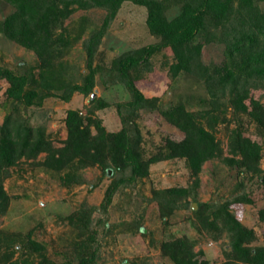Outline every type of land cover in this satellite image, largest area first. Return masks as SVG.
Wrapping results in <instances>:
<instances>
[{
  "label": "trees",
  "instance_id": "16d2710c",
  "mask_svg": "<svg viewBox=\"0 0 264 264\" xmlns=\"http://www.w3.org/2000/svg\"><path fill=\"white\" fill-rule=\"evenodd\" d=\"M1 1L10 5L13 12L0 20V34L32 51L39 60L37 77L32 72L15 75L0 67V80L9 84L6 95L14 109L20 105L31 107L36 100L41 102L56 96L53 92L57 91L61 94L56 97L63 102H69L74 93L92 94L96 72L92 62L96 48L123 2L130 1L146 8L148 31L158 42L126 52L113 60L112 70L131 94L130 101L117 105L122 124L118 132H107L101 121L94 117V111L107 104L93 95L90 98L92 108L86 115L75 110L67 111V135L61 147H54L44 128H31L19 113L5 117L0 127V217L6 213L9 203L3 181L10 176V168L20 161L30 162L48 172L63 173L61 180L66 187L81 184L78 172L86 168L98 166L104 174L107 169L122 174L129 170L128 177L120 176L105 191L102 207L106 208L118 186L147 176L148 167L154 163L184 159L197 182L202 165L220 154L218 142L204 123L209 129L213 128L228 110L237 119L245 115L264 130V105L251 96L252 90L264 89V0H186L174 14H168L166 0ZM94 7L103 9L106 15L101 28L85 42L88 73L83 84H68L64 81L60 64H55L69 44L63 22L76 9ZM85 22L83 18L82 23ZM198 38L201 40L197 41ZM213 42L223 45V60L219 64L206 65L201 59L202 49L204 44ZM166 50L173 58L168 64L170 78L176 79L186 73L201 82L208 96V107L193 112L187 111L183 104H177L159 111L164 121L176 128L182 137L179 140L164 138L157 153L144 160L140 149L142 138L135 119L138 111L155 109L158 99L145 98L135 81L143 72L152 69L151 59ZM262 147L244 137L240 128L233 129L228 141L231 157L225 162L235 166L240 174L258 178L264 185V172L260 169ZM40 154H44L41 161L37 160ZM189 194L185 188L162 192L161 216H167L177 207L178 199ZM232 203L250 204L251 199L240 197ZM229 207V203L207 204L199 206L193 213L208 234L227 235L229 249L225 256L230 263L224 264H264V245H250L255 240L253 230L245 227ZM83 214H76L75 219L70 217V223L78 230L73 252L79 264H89L94 262V252L90 251L94 239L90 216ZM260 215L264 219V210ZM16 246L23 254L13 260ZM2 249L5 251L0 254V264H55L46 255V246L32 239L31 232L22 235L0 231V251ZM161 254L172 264H208L202 259L203 252H194L193 243L184 237L162 243Z\"/></svg>",
  "mask_w": 264,
  "mask_h": 264
},
{
  "label": "rangeland",
  "instance_id": "374dc122",
  "mask_svg": "<svg viewBox=\"0 0 264 264\" xmlns=\"http://www.w3.org/2000/svg\"><path fill=\"white\" fill-rule=\"evenodd\" d=\"M166 1L168 14H174L186 0ZM12 12L13 8L0 0V20ZM105 15L103 9L96 7L76 9L63 22L69 44L55 64H60L66 83L83 84L88 73L85 42L101 28ZM83 18L86 19L84 24ZM146 18L145 7L130 1L121 4L96 48L92 62L96 70L95 83L88 96L74 93L69 102H63L56 97L61 94L57 91L53 92L56 96L41 102L36 100L31 107L20 105L14 109L6 95L9 84L0 80V127L8 114L19 113L31 128H44L54 147H61L67 135V111L86 115L92 108L90 98L94 95L95 99L107 104L94 111V117L101 121L107 132H118L122 124L117 105L130 101L131 94L111 66L120 55L158 42L148 31ZM222 48L223 45L216 42L204 44L203 63L219 64L223 60ZM172 61L170 51H162L151 59L152 69L143 72L135 81L145 98L158 99L155 109L140 110L135 119L142 138L140 149L144 160L157 153L164 138L179 140L182 137L176 128L164 121L159 111L177 104H183L187 111L193 112L208 107V96L201 82L186 73L176 79L170 78L168 64ZM38 65L39 60L32 51L0 34V67L15 75L32 72L37 77ZM29 88L33 86L29 85ZM251 96L264 105V89L252 90ZM204 126L214 135L220 154L202 165L197 182L184 159L161 161L148 167L147 176L118 186L106 208L102 207L105 191L120 176L128 177L129 170L122 174L107 169L104 174L98 166L86 168L78 172L81 184L66 187L61 180L63 173L48 172L30 162L20 161L10 168V176L3 181L9 203L6 213L0 217V231L22 235L31 232L32 239L46 246V255L55 264H79L73 252L78 230L70 223V217L75 219L76 214L84 213L90 216L94 239L90 243L94 262L89 264H172L162 256L161 245L183 237L193 243L194 252H203L202 259L208 264H224L230 261L225 256L229 249L227 235L208 234L193 212L202 205L229 203L234 216L253 230L255 240L250 245H264V219L260 217V211L264 210V185L258 178L240 174L235 166L225 162L231 157L228 153L230 132L240 128L244 137L263 146L260 169L264 172V130L245 115L237 119L231 110L221 115L213 128L209 129L206 123ZM92 133H95L93 129ZM43 157L44 154H40L37 160L41 161ZM171 188H185L190 194L178 199L177 207L167 216H161L160 201H163L160 195ZM246 196L251 199L250 204L232 203L236 198ZM16 249L13 260L23 254L19 246ZM4 251L2 249L0 254Z\"/></svg>",
  "mask_w": 264,
  "mask_h": 264
},
{
  "label": "water",
  "instance_id": "95a60500",
  "mask_svg": "<svg viewBox=\"0 0 264 264\" xmlns=\"http://www.w3.org/2000/svg\"><path fill=\"white\" fill-rule=\"evenodd\" d=\"M94 96V95H93ZM193 207H196V205H194Z\"/></svg>",
  "mask_w": 264,
  "mask_h": 264
}]
</instances>
